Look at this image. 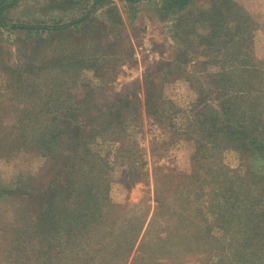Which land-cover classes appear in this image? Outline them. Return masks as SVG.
Segmentation results:
<instances>
[{
	"label": "rangeland",
	"instance_id": "374dc122",
	"mask_svg": "<svg viewBox=\"0 0 264 264\" xmlns=\"http://www.w3.org/2000/svg\"><path fill=\"white\" fill-rule=\"evenodd\" d=\"M93 3L19 0L6 11L5 19L9 24L65 25L87 14ZM114 6L119 15L113 19L108 10ZM93 20L56 36L50 30L19 34L0 25V92L13 107L18 106L16 72L24 62L26 72H42L39 84L32 88L35 96L39 88L49 86L56 104L73 103L85 111L95 105L106 110L127 104L138 106L131 117L135 120L123 153L119 152L120 142L111 135L107 138L113 140L102 137L93 146L111 168L109 205L118 208L112 212L106 207L101 219L104 228L111 227L108 232H116L97 242L89 240L85 257L89 264H227L234 254L233 237L226 227L220 228L211 210L213 192H218L221 199L225 178L235 173L264 179V161L235 148H221L203 157L199 138L202 129L196 119L187 121L181 116L174 121V110L167 107L185 110L198 105L206 114L221 113L227 99L222 95L226 89L219 86L221 72L239 69L247 71L245 77L253 79L255 88L264 92V0H195L187 8H168L166 0H143L134 6L110 0L97 7ZM147 79H153L152 83L146 85ZM146 86L157 94L150 103ZM154 104L167 110L164 121L159 122L151 111ZM257 104L264 107V99ZM171 120L175 127L169 125ZM9 121L6 126H11ZM7 155L9 158L0 159V189L25 186L46 163L44 157L21 151ZM195 156L199 158L195 160ZM187 175L190 177H183ZM157 179L165 182L158 200ZM10 201L8 195L0 199L2 229L12 218ZM183 213L188 223L182 235L185 237L180 239L185 240L184 247L168 248L173 254L159 250V256L154 257L151 244L158 247L159 235L175 226ZM146 215L148 221L135 245L120 248L123 258H116L114 252L109 254L110 246L113 250L116 240H127L125 231L131 233V224L139 226ZM152 219L151 232L141 245ZM200 222L203 225L197 227ZM123 226L126 229L120 231ZM196 229H202L200 239ZM42 238L33 241V249L48 248ZM66 241L61 232L44 264H71L70 259L79 256ZM6 243L0 237V264H43V258L37 261L34 253L12 261L7 257L11 243ZM103 248L107 250L102 253ZM254 264H264V254Z\"/></svg>",
	"mask_w": 264,
	"mask_h": 264
},
{
	"label": "trees",
	"instance_id": "16d2710c",
	"mask_svg": "<svg viewBox=\"0 0 264 264\" xmlns=\"http://www.w3.org/2000/svg\"><path fill=\"white\" fill-rule=\"evenodd\" d=\"M18 1L0 0L1 27L17 33L50 30L52 36L62 32L70 33L73 27H81L94 21L93 13L96 12L97 7L103 5L105 1L110 2V0H94L93 7L87 14L65 25L9 24L5 19L6 11L14 7ZM72 1L76 4L82 0ZM121 1L134 6L143 0ZM166 1L168 8H187L195 0ZM118 10L114 6L108 10V14L114 19L119 15ZM64 37L66 38L67 35ZM27 70L28 67L24 62L20 71L16 72L18 77L15 80V95L18 98V106L13 107L10 101H4L1 98L3 93L0 92V159H7L9 158L7 154L14 155L21 151L44 157L46 163L41 173L25 186L0 189V199L3 195H8L12 205V218L3 229L0 228V237L7 242V245L10 241L7 257L12 261H19L20 256L34 253V258L37 261L43 258L44 264L49 258V253L56 247V239L62 232L67 239L66 246L79 253L77 258H69L71 264L75 262L89 264L88 256L85 257L87 242L89 243V240L97 242L100 238L104 239L116 232L113 229L108 232L111 227L104 228L101 219L104 217L106 207L112 212L118 208L109 205L111 200L108 175L111 168L106 158L97 154L93 146L94 144L97 146L99 138L112 139L107 138L111 135L120 142L119 152L123 153L132 130V121L135 120L131 117L138 106L127 104L106 110L103 106L95 105L93 109L85 111L83 108H77L73 103L56 104L54 92L49 86L39 88L36 92L37 96L32 93V88L39 84L37 79L42 72H26ZM247 73V71L241 72L240 69L239 72H221L219 86L227 91L222 93L227 99L221 113L214 111V115L206 114L201 110L202 106L198 105L185 110L175 109V106L167 107L174 110L172 113L174 121L176 117L181 116H185L187 121L196 119L198 128L202 129L199 138L203 143L200 146L203 157H208L210 153L221 148H235L245 154L258 156L264 161V107L257 104L259 100L264 99V92L255 88L253 79L245 77ZM152 80L147 79L146 85L152 83ZM146 94L149 103L151 98L157 95L147 86ZM162 107L158 104L151 107L159 122L165 120V112H167ZM7 121L11 126H6ZM169 125L175 127L172 120ZM198 158L199 156L194 157L195 160ZM233 175L225 178L221 199L218 192H213L215 200L210 203L211 210L215 213L220 228L226 227L227 233H231L233 237L234 254L227 264H254L260 262L264 254L260 255L264 252V179L255 174L245 178L236 173ZM155 181L158 200L165 182L163 179ZM185 217L187 216L183 213V216L177 219L175 226L165 230L163 236L159 235L158 247L151 244L152 253L156 255L154 257L159 256V250L162 254H173L168 248L179 245L184 247L185 240L180 241V239L185 237L182 235L188 224ZM147 221L148 215L141 218L139 226L131 224L132 232L125 231L127 240H116L117 244L112 242L117 247L114 246L112 250L110 246L109 254L114 252L116 258H123V250L120 248L129 244L135 245ZM202 225L200 222L197 227ZM152 226L153 219L148 224L145 241H142L141 245H145ZM125 229L126 227L123 226L119 230ZM194 232L199 235L197 237L199 239L203 236L202 229H196ZM40 236L47 244V249H33V241L40 239ZM106 250L107 248H103L100 251L103 253ZM66 257H70V253ZM113 257L112 259L116 261Z\"/></svg>",
	"mask_w": 264,
	"mask_h": 264
}]
</instances>
